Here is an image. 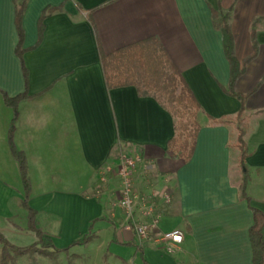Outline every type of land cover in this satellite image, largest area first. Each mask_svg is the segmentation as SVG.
<instances>
[{
    "label": "crops",
    "instance_id": "crops-1",
    "mask_svg": "<svg viewBox=\"0 0 264 264\" xmlns=\"http://www.w3.org/2000/svg\"><path fill=\"white\" fill-rule=\"evenodd\" d=\"M23 2L0 0V90L8 97L26 95L18 104L15 148L25 157L37 228L61 250L97 220L85 247L102 253L104 264H253L251 208L264 214V0H25L20 24L26 82L15 52V10ZM46 9L51 11L36 45ZM223 17L242 68L234 86L242 103L227 94ZM148 39L162 46L200 105L199 132L186 162L169 150L174 119L152 96L105 84L99 49L108 55ZM9 119L0 99L3 216L11 198L15 208L22 200L19 169L6 142ZM123 155L140 160L134 189L153 208L134 217L153 225L142 245L118 203L115 172ZM26 225L27 213L25 225L15 221V244L26 240L20 247L36 242ZM173 230L182 231L183 241L169 249L158 238ZM71 249L65 255L70 262L78 255Z\"/></svg>",
    "mask_w": 264,
    "mask_h": 264
},
{
    "label": "trees",
    "instance_id": "trees-1",
    "mask_svg": "<svg viewBox=\"0 0 264 264\" xmlns=\"http://www.w3.org/2000/svg\"><path fill=\"white\" fill-rule=\"evenodd\" d=\"M24 5L25 0L15 10V27L18 35V43L15 52L20 60L26 82L27 73L22 61L24 52L22 50L23 32L20 24ZM50 11L51 10L46 9L41 15L36 45L41 41L44 30L43 21L46 13ZM212 14L214 19L218 17L216 12ZM226 19V17L222 18L220 30L222 33L223 52L230 66L227 94L237 98L242 103L243 97L234 91L235 83L242 74V68L233 55L232 37L226 24ZM99 58L107 89L111 90L133 86L139 96H152L171 115L174 119L175 135L169 142L168 148L177 158L184 162L188 161L192 156L195 140L199 132L197 114L200 111V105L158 41L156 39H148L121 48L108 55H105L101 49H99ZM0 96L4 104L13 110V117L8 131V143L20 172L23 187V199L20 202V206L27 212V230L32 232L36 238V242L29 246L16 247L11 245L0 233V245L2 246L0 264L9 263L10 253L15 255H32L35 253H50L52 255L62 253L67 255L71 248L86 245L92 240L93 233L91 230L97 220L91 222L87 234L72 241L66 248L61 250L55 248L52 239L37 228L35 223L36 212L28 205L31 187L27 177L25 157L21 152L16 150L13 144L15 124L18 118V104L26 95L23 94L10 98L0 90ZM241 115L242 110H240L236 118L238 125H240ZM242 137L243 131L238 128L237 144L240 152V167L244 166L246 157L245 145ZM246 183L247 175L243 173L240 185V192L243 197H245ZM251 212L253 214V225L249 229V240L252 250V263L264 264V214L254 208H251ZM136 250L140 252V248L137 247ZM68 264H71V262L68 261ZM143 264L146 263L143 262Z\"/></svg>",
    "mask_w": 264,
    "mask_h": 264
},
{
    "label": "rangeland",
    "instance_id": "rangeland-1",
    "mask_svg": "<svg viewBox=\"0 0 264 264\" xmlns=\"http://www.w3.org/2000/svg\"><path fill=\"white\" fill-rule=\"evenodd\" d=\"M14 98V97H10ZM1 102L4 105L6 109L10 111V119H9V126L11 124V120L13 117V110L9 107H7L4 102L2 97L0 96ZM198 115V114H197ZM239 127V125H238ZM8 131L9 127L7 130V137H6V142L7 146L9 149V152L11 154V158L13 162H15L10 147L8 143ZM237 136H238V131H237ZM13 144L15 147V132L13 136ZM236 147L238 148L237 144V137H236ZM20 174V172H19ZM21 179V177H20ZM31 187V186H30ZM21 191H22V199H23V187H22V182H21ZM14 195L15 191L13 190ZM31 194V192H30ZM22 201V200H21ZM7 214L3 216V214H0V233L2 236L11 244V245H17L20 247V243H25L26 240L23 238L20 239V243L15 244V221L16 224L20 225H25L26 223V211L22 209L21 206L15 208V196L10 199L8 203V210L6 212ZM18 234H23V231H17ZM86 245L83 246H75L71 250L73 253H76L78 255H75V258H72L71 264L76 263V264H82V262L86 263L87 261L90 262V264H104L102 253H99L97 249L94 247H85ZM107 247H104L103 249V256L107 254ZM1 249L2 246L0 245V255H1ZM122 250H124L122 248ZM123 253V255H122ZM126 250L121 252V257H124ZM65 254L62 255H52L50 253L47 254H32V255H15L13 253H10V261L8 264H68V259ZM74 259V260H73ZM79 259V260H75ZM109 264H116L113 260L110 261ZM126 264H134L133 261H127Z\"/></svg>",
    "mask_w": 264,
    "mask_h": 264
},
{
    "label": "built area",
    "instance_id": "built-area-1",
    "mask_svg": "<svg viewBox=\"0 0 264 264\" xmlns=\"http://www.w3.org/2000/svg\"><path fill=\"white\" fill-rule=\"evenodd\" d=\"M140 160L135 157L121 156L116 166V177L119 182V207L124 211L129 222L127 228L132 231L139 245L149 241L153 225L141 224L134 221L135 215L145 216L152 211V205L141 196L133 185V174ZM169 201V197L165 198ZM158 241L166 244L169 249L178 248L183 241V233L180 230H173L163 233Z\"/></svg>",
    "mask_w": 264,
    "mask_h": 264
}]
</instances>
